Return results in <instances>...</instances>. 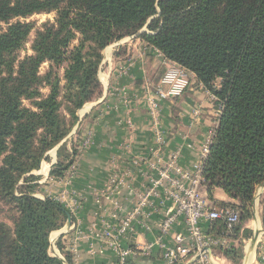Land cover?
Here are the masks:
<instances>
[{"label": "trees", "instance_id": "trees-1", "mask_svg": "<svg viewBox=\"0 0 264 264\" xmlns=\"http://www.w3.org/2000/svg\"><path fill=\"white\" fill-rule=\"evenodd\" d=\"M52 13L33 55L18 62L35 29L20 20ZM131 36L192 72L223 106L202 187L212 201L223 190L234 203L218 209L238 212L239 221L231 231L214 221L207 235L230 240L212 254L242 261L243 240L252 237L245 225L264 185V0H0V204L12 212L11 226L0 222V264H73L60 241L64 259L50 253L51 234L73 217L56 200L36 197L40 179L32 173L56 148L50 177L73 165L80 129L68 137L78 112L102 94L103 52ZM260 204L264 228V194Z\"/></svg>", "mask_w": 264, "mask_h": 264}, {"label": "crops", "instance_id": "crops-1", "mask_svg": "<svg viewBox=\"0 0 264 264\" xmlns=\"http://www.w3.org/2000/svg\"><path fill=\"white\" fill-rule=\"evenodd\" d=\"M132 37V36H131ZM119 43V44H118ZM99 73L102 94L80 110L78 155L64 177H50L58 162V148L44 161L38 177L39 199H54L71 213L73 221L51 234L50 253L64 259L58 247L69 253L73 264H118L116 252L104 241L108 224H116L113 215L123 218L140 204L158 170L166 168L174 156L178 165L192 171L200 159L207 134L217 121V108L210 92L190 72L191 86L185 94L162 102L158 114L152 115L147 94L154 93L166 71L164 56L142 39L125 38L104 50ZM122 68L120 73L118 70ZM71 136V137H72ZM162 138L161 141L159 139ZM68 150L71 152V146ZM115 181V183H113ZM211 210L221 203H234L221 189H215L213 201L201 188ZM264 185L257 191L263 195ZM261 196L253 208V218L245 225L252 232L243 240V259L240 264H264V231ZM143 208L141 216L132 224L124 244L134 255L126 264H164L163 250L156 249L150 257L139 251L159 234L165 210L159 199ZM206 233L211 223L202 224ZM258 233L256 244L252 239ZM177 234H186L183 224L174 227L166 243L173 244ZM236 247L238 242L233 243ZM191 254L180 264H197ZM212 264H232L221 253L212 254Z\"/></svg>", "mask_w": 264, "mask_h": 264}, {"label": "built area", "instance_id": "built-area-1", "mask_svg": "<svg viewBox=\"0 0 264 264\" xmlns=\"http://www.w3.org/2000/svg\"><path fill=\"white\" fill-rule=\"evenodd\" d=\"M156 52L163 57L158 50ZM164 61L167 64L165 74L159 81L156 91L154 93L149 91L147 94L152 115L158 114L162 102L183 96L191 86L190 71L175 62L168 61L165 57ZM212 97L216 99L213 95ZM222 110L223 106L220 105L216 125L210 131L200 159L192 171L183 170L178 165V156H174L165 169L158 170V178L151 180L149 189L134 211L121 219L117 214L113 215L116 224L107 225L103 238L116 252L118 264H126L134 255V251L124 244V240L130 233L132 224L141 216L143 208L154 203L152 198L159 199L165 214L159 226L158 236L139 250L143 256L150 257L156 249L161 248L164 264H180L191 254L196 256L197 264H212V248L229 245L228 238L207 235L202 226L204 222L224 220L228 230L231 231L239 221V213L234 210H211L201 190L203 169L209 156L210 146L216 136ZM161 140L162 138L159 139ZM178 224L185 226L186 234L175 235L172 238L173 244L168 245L166 240Z\"/></svg>", "mask_w": 264, "mask_h": 264}, {"label": "rangeland", "instance_id": "rangeland-1", "mask_svg": "<svg viewBox=\"0 0 264 264\" xmlns=\"http://www.w3.org/2000/svg\"><path fill=\"white\" fill-rule=\"evenodd\" d=\"M55 17H56V14L55 13H52V14H41V15H34V16H32V17H30V18H28V19H21L20 21L21 22H24V23H33L34 25H35V29H34V31L32 32V34H31V36L29 37V40H28V42L24 45V47L22 48V50H20L18 53H17V57H18V62L19 61H21V60H23L25 57H27V56H31V55H33V50H32V44H33V41H34V39H35V37H36V32L37 31H39V30H41L42 29V27L47 23V22H54V20H55ZM17 21V20H16ZM15 22V21H14ZM7 25H4L3 24V26H2V29L3 30H6L7 29ZM143 31H147V28H144L143 29ZM129 38H132V37H129ZM74 45H76L77 44V42H74L73 43ZM104 53V52H103ZM103 57H104V55H103ZM160 57V56H159ZM104 59V58H103ZM101 67H102V64H101ZM101 67H100V70H101ZM49 68H50V64L49 63H45V64H43L42 65V67H41V69H40V74L41 75H45V73L49 70ZM16 70H17V66H16ZM100 70H99V73H100ZM120 71H122V68H120V70H118V72L120 73ZM60 74H61V76H63V74H64V70L62 69L60 72H59ZM164 75V74H163ZM163 77V76H162ZM161 77V78H162ZM100 79V78H99ZM48 92H49V89L48 88H45L44 90H43V93H45V94H48ZM211 99H212V101H213V103H214V105H215V100L216 99H214L212 96H211ZM97 100V99H96ZM24 105L26 106V107H28V108H30L31 107V105H30V103L29 102H24ZM87 105V104H86ZM216 107V106H215ZM217 108V107H216ZM218 109H219V107L217 108V111H218ZM80 112V111H79ZM79 112H78V114H79ZM79 123V122H78ZM78 125V124H77ZM77 125H76V127H77ZM215 125L216 124H214L213 125V127L211 128V130L215 127ZM75 127V128H76ZM74 128V129H75ZM80 129V128H79ZM210 130V131H211ZM78 131V130H77ZM210 131L208 132V134H207V137L209 136V134H210ZM73 132H74V130H73ZM72 132V133H73ZM72 133L70 134V136L68 137V139H70L71 138V136H72ZM75 134H76V132H75ZM74 134V135H75ZM34 173H36V171L35 172H33L32 174H34ZM262 187V186H261ZM261 187H259L258 188V190L261 188ZM257 190V191H258ZM40 193V186L37 184V188H36V195L37 194H39ZM257 199V198H256ZM11 217H12V212L7 208V207H4V206H1V204H0V222H3V223H5V224H7L8 226L10 225H12L11 224Z\"/></svg>", "mask_w": 264, "mask_h": 264}, {"label": "water", "instance_id": "water-1", "mask_svg": "<svg viewBox=\"0 0 264 264\" xmlns=\"http://www.w3.org/2000/svg\"><path fill=\"white\" fill-rule=\"evenodd\" d=\"M263 194H264V191H263ZM260 196H261V193H258V194H257V198L259 199ZM71 224H72V221H71V218H69V220H68V222H67V227H70ZM262 232L264 233V231H262ZM258 236H259V234L256 233L255 236H254V238L252 239V242H251L252 245H253V244H256L257 239H258Z\"/></svg>", "mask_w": 264, "mask_h": 264}]
</instances>
